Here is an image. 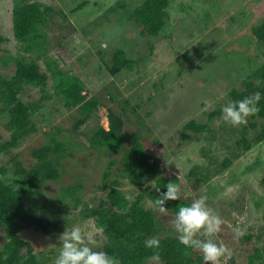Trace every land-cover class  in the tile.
<instances>
[{
	"label": "rangeland",
	"instance_id": "1",
	"mask_svg": "<svg viewBox=\"0 0 264 264\" xmlns=\"http://www.w3.org/2000/svg\"><path fill=\"white\" fill-rule=\"evenodd\" d=\"M14 1L0 0L3 38L0 74L6 76L14 73L15 66L12 60L5 65V56H32L13 33ZM38 1L54 9L49 13L45 38L41 40L45 57L56 60L55 68L80 77L87 98L99 102L97 108L85 114L78 107H66L60 97H55L52 87L46 89L51 95L48 98L39 88L27 86L25 99L45 97L43 106L33 117L38 131L11 153H0V168L6 166L5 175H13V157L27 166L36 164L38 159L32 151L49 142L50 134L65 143L60 177L45 182L27 199L36 214L53 222L51 233L33 228L23 232L33 242L41 264H54L62 246L59 236L73 226L95 234L103 244V231L81 209L84 203L97 205L114 181L120 182V189L130 201L144 194L143 204L160 220L161 234L177 236L171 226L177 213H159L150 196L155 186L147 182L142 186L132 185L122 171L123 153L95 148L90 142L101 126L109 128V107L120 112L124 120L127 138L122 149L132 145L131 134L141 129V140L152 154L151 160L159 159L179 177L184 184V195L191 196L190 204L201 195L207 196L209 207L236 235L237 231L254 235L250 243L238 244V250L219 233L205 237L227 247L221 264H245L243 257L264 243V188L260 181L264 172V141L242 154L243 148L238 147L235 139L243 137L244 125L229 127L232 130L229 133L219 130L216 138L209 131L186 130L183 134L187 137L182 132L184 124L192 118L208 123L213 130L219 128L222 115L211 116L210 112L221 110L232 101L231 91L244 89L249 77L256 83L261 80L254 72L264 66V44L255 31L264 22V0H170L164 26L155 35L142 34L140 25L128 19L129 12L144 0ZM116 49H123L133 60V69L112 73V54ZM100 50L106 52L101 54ZM38 61L46 69L45 60ZM255 120L262 123L261 119ZM248 131L251 139L256 129L248 128ZM0 133L2 140L10 137L2 123ZM235 153H240V157L235 158ZM231 156L232 166L211 177L208 191L204 185L194 187L196 178L190 177L189 171L195 165L213 172L224 158ZM167 161L172 164L168 165ZM77 183L75 196L81 202L74 206L71 197L62 191ZM5 239L0 229V246ZM148 264L157 262L151 260ZM158 264L164 263L159 260Z\"/></svg>",
	"mask_w": 264,
	"mask_h": 264
},
{
	"label": "trees",
	"instance_id": "2",
	"mask_svg": "<svg viewBox=\"0 0 264 264\" xmlns=\"http://www.w3.org/2000/svg\"><path fill=\"white\" fill-rule=\"evenodd\" d=\"M169 4L170 0H144L140 6L129 12L128 19L140 25L142 34L155 35L164 26L167 15L166 7ZM50 12H54V9L44 6L38 0L14 1L11 10L13 33L16 39L25 45L26 51L32 53V56L30 58L23 55L5 56L3 59L5 65L12 60L15 71L11 76L0 74V123L10 132V137L6 140H2L0 133V153H11L28 136L38 131L33 117L43 106L45 97H51L46 92L48 87L53 88L55 97H60L68 108L78 107L82 112L88 114L99 105L97 100L87 98L84 82L80 77L73 76L61 68H55L56 60L45 57L46 50L41 40L45 38L44 28L48 25ZM255 33L264 44V22L256 29ZM2 40L3 38L0 36V42ZM114 51L112 54L113 63L110 67L112 73L124 68L133 69L134 62L127 57L123 49ZM105 52L100 50L101 54ZM42 58L45 60L46 69H43L38 61ZM254 74L261 78L259 83L249 77L244 89L231 91L232 101L241 100L257 91L262 96L259 103L260 111L255 116L249 117L248 123L243 127V137L239 136L238 139H235L238 147L242 146L243 148L242 154L252 149L255 144L264 141V66ZM27 86L39 88L45 97L35 100L25 99ZM210 113L211 116L222 115L220 109ZM256 118L261 119L262 123H258ZM108 121V129L101 126L91 137L90 142L93 147L122 152V171L132 185L142 186L147 182L149 185H154L155 189L159 187L160 191L164 192L167 190L165 187L167 183L178 184L182 197L177 201L166 202L168 211L177 213L181 206H189L191 196L184 195V184L179 177L172 170L166 168L159 159L151 160L152 154L148 152L141 140L142 130L138 129L133 132L130 136L132 145L122 149L127 134L123 130L124 120L120 112L109 107ZM224 122L219 125V128L213 130L214 128H211L208 123H199L192 118L184 124L182 134L186 130L195 133L209 131L211 136L216 138L219 130H227L228 133L232 131L228 128L233 126H226ZM248 128L256 129L254 137L251 139ZM58 130L61 131V129ZM50 136L49 142L32 151L33 157L38 159L36 164L27 166L17 157H13L15 165L13 175H5L6 166L0 168V229L4 231L6 237L0 246V264H41L35 254L36 249L33 242L26 239L23 232L33 228L51 233L53 227L52 221H47L43 219L42 215L36 214V209L27 203V199L32 196L36 188L41 187L49 180L58 179L61 175V158L66 153L65 143L59 141L55 134H50ZM183 136L187 137L185 134ZM232 140L234 141V139ZM71 145L76 146V143L71 142ZM203 152L209 154L208 151L204 150ZM240 155V153H235L234 157L238 158ZM232 157L224 158L213 172L208 168L195 165L189 171V176L196 178L194 187L204 185L208 191L211 177L230 168L233 163ZM260 181L264 188V172ZM120 185L119 181H114L111 189L107 191L106 197L97 205L90 206L88 203H84V207L81 209L82 214L92 218L95 225L103 231L105 239L102 250L117 256L121 260V264H148L151 261L153 250L146 248L144 242L155 236L160 240V260L164 264H205L202 254L198 250L186 249L180 244L177 236L161 234L163 227L160 220L157 219L153 210L146 208L143 204L144 194H139L135 200L130 201L120 189ZM77 187L78 183L67 186L62 191L63 195L68 194L71 197L74 206L81 202V199L75 196ZM150 196L155 203L159 198V193L152 190ZM64 207L66 206L64 205ZM54 225L57 227L56 224ZM219 235L235 244L237 250L239 249L238 244L250 243L254 237L253 234L238 236L226 223L222 225ZM201 239H205V237ZM262 245L261 249L256 248L252 254L243 257L245 264H264V243ZM242 251L243 249H240L239 253L242 254ZM186 252L187 255H185Z\"/></svg>",
	"mask_w": 264,
	"mask_h": 264
},
{
	"label": "clouds",
	"instance_id": "3",
	"mask_svg": "<svg viewBox=\"0 0 264 264\" xmlns=\"http://www.w3.org/2000/svg\"><path fill=\"white\" fill-rule=\"evenodd\" d=\"M259 91L251 96L237 101H229L222 107V119L233 127L246 125L251 116L260 111L261 101ZM171 165V161H167ZM166 191H160L159 198L155 205L159 213L168 214L166 202L177 201L182 197L181 188L178 184L167 183ZM207 196L201 195L194 199L189 206H181L171 221L177 239L186 249L198 250L202 254L205 264H221V259L227 254L228 249L223 243H217L213 239H201L200 237H213L222 230L225 223L223 218L214 212L207 204ZM235 215V213H233ZM242 231H237L242 236ZM61 248L54 264H121V260L108 252L102 250L101 243L96 235L85 232L80 226H73L71 230H65L60 236ZM146 248L153 250L150 259L154 262L160 260V240L158 237H151L145 240ZM188 253L186 252L185 255Z\"/></svg>",
	"mask_w": 264,
	"mask_h": 264
}]
</instances>
